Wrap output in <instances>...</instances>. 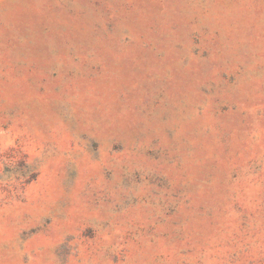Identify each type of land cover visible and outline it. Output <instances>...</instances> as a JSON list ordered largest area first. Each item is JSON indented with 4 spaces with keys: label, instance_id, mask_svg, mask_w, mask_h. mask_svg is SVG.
<instances>
[{
    "label": "rangeland",
    "instance_id": "374dc122",
    "mask_svg": "<svg viewBox=\"0 0 264 264\" xmlns=\"http://www.w3.org/2000/svg\"><path fill=\"white\" fill-rule=\"evenodd\" d=\"M0 264H264V0H0Z\"/></svg>",
    "mask_w": 264,
    "mask_h": 264
}]
</instances>
